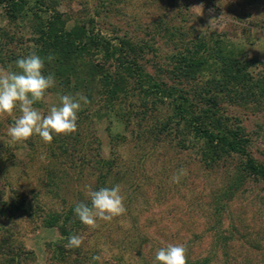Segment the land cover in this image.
I'll use <instances>...</instances> for the list:
<instances>
[{
	"label": "rangeland",
	"instance_id": "rangeland-1",
	"mask_svg": "<svg viewBox=\"0 0 264 264\" xmlns=\"http://www.w3.org/2000/svg\"><path fill=\"white\" fill-rule=\"evenodd\" d=\"M47 3L69 25L92 20L111 38L142 44L144 68L169 82L173 56L203 36L214 48L223 47L248 62L252 75L264 68V0ZM5 17L0 7V70L19 71L16 61L35 51V35L30 21L10 22ZM95 57L100 60L102 55ZM208 75L205 71L199 81L205 83ZM62 80L55 78L57 84L48 90L46 102L34 105L42 113L58 105L61 95L80 94ZM99 100L97 96L91 107L82 103L84 118L78 113L77 131L54 134L51 143L38 135L13 143L7 134L13 117H0V264H158L156 251L168 244L183 245L191 261L208 257L209 264H264V182L253 178L233 194L224 193L242 158L206 169L194 150L180 149L179 135L158 141L142 134L138 122L124 124L96 113ZM260 105L258 109L253 102L223 103L248 133L252 156L264 163V101ZM158 113L164 117L166 108ZM19 115L16 110L14 116ZM116 134L122 137L114 140ZM111 150L118 157L117 165L101 186L104 170L99 159ZM180 169L187 175L177 184L172 177ZM117 184L126 214L111 222L98 220L96 229L83 225L75 234L83 238L82 245L67 248L73 234L64 233L63 225L71 206L90 204L88 188ZM52 214H62L63 225L46 227L45 219ZM96 255L101 260L93 261Z\"/></svg>",
	"mask_w": 264,
	"mask_h": 264
},
{
	"label": "trees",
	"instance_id": "trees-1",
	"mask_svg": "<svg viewBox=\"0 0 264 264\" xmlns=\"http://www.w3.org/2000/svg\"><path fill=\"white\" fill-rule=\"evenodd\" d=\"M0 7L10 22H31L35 52L45 58V75L54 74L57 80H66L61 83H68V88L86 96L90 107L99 97L96 113L103 112L124 124L138 122L142 134L158 141L166 135H179L176 143L180 149L194 150L202 166L209 170L230 158H242L244 161L224 190L226 194H233L253 178L264 182V163L252 156L248 133L223 107V103L253 102L256 108H261L264 68L252 75L248 62L223 47L214 48L203 36L173 56L169 82L144 68L142 44L126 37L111 38L97 29L92 20H78L69 25L47 0H0ZM13 40L11 36L10 41ZM97 54L102 55L100 60L96 59ZM49 55L54 59L48 61ZM205 71L209 75L202 84L199 76ZM92 84L97 88H91ZM163 107L166 113L160 117L158 111ZM83 110L79 111L81 119ZM119 136L116 134L114 140ZM73 137L79 141V137ZM110 155L99 159L104 170L101 186L117 165L116 153L111 150ZM74 207L66 214L67 224H60L62 214H52L45 219V226L63 225L64 233H78L84 224L74 214ZM216 212H220L218 207ZM209 261L208 257L196 261L187 258V264H209Z\"/></svg>",
	"mask_w": 264,
	"mask_h": 264
},
{
	"label": "clouds",
	"instance_id": "clouds-1",
	"mask_svg": "<svg viewBox=\"0 0 264 264\" xmlns=\"http://www.w3.org/2000/svg\"><path fill=\"white\" fill-rule=\"evenodd\" d=\"M48 61L54 59L49 55ZM16 68L19 71L0 70V117L12 116L14 123L8 128V136L13 143H22L38 135L44 143H51L55 135H70L77 131L78 113L82 103H89L83 94L74 97L64 94L59 97V104L49 107L47 114L42 113L34 105L46 102L48 90L55 87L54 74H44L45 58L32 51L27 56L17 59ZM19 110L21 115L14 116ZM187 175L185 169H180L172 177L173 182L180 183L182 176ZM85 195L90 204L78 202L74 214L80 222L89 229L99 227L98 220L111 222L114 218L126 214L124 197L117 184L114 187H101L99 190L88 188ZM83 238L70 235L67 248H79ZM93 261L101 260L99 255L92 257ZM158 264H187L186 248L183 245L168 244L155 253Z\"/></svg>",
	"mask_w": 264,
	"mask_h": 264
}]
</instances>
